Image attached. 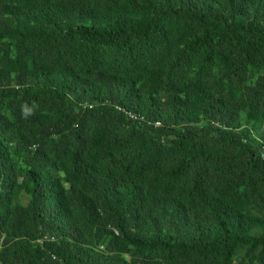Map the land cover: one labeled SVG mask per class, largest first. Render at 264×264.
I'll use <instances>...</instances> for the list:
<instances>
[{"label":"trees","instance_id":"16d2710c","mask_svg":"<svg viewBox=\"0 0 264 264\" xmlns=\"http://www.w3.org/2000/svg\"><path fill=\"white\" fill-rule=\"evenodd\" d=\"M263 144L264 0H0V264H264Z\"/></svg>","mask_w":264,"mask_h":264},{"label":"built area","instance_id":"2783aa9c","mask_svg":"<svg viewBox=\"0 0 264 264\" xmlns=\"http://www.w3.org/2000/svg\"><path fill=\"white\" fill-rule=\"evenodd\" d=\"M262 155H263V158H264V145L262 147Z\"/></svg>","mask_w":264,"mask_h":264},{"label":"rangeland","instance_id":"374dc122","mask_svg":"<svg viewBox=\"0 0 264 264\" xmlns=\"http://www.w3.org/2000/svg\"><path fill=\"white\" fill-rule=\"evenodd\" d=\"M258 76H259V75H257V77H255L254 80H256V79L258 78ZM254 80H253V81H254Z\"/></svg>","mask_w":264,"mask_h":264},{"label":"clouds","instance_id":"9594fccd","mask_svg":"<svg viewBox=\"0 0 264 264\" xmlns=\"http://www.w3.org/2000/svg\"><path fill=\"white\" fill-rule=\"evenodd\" d=\"M264 145V144H263ZM263 147V146H262Z\"/></svg>","mask_w":264,"mask_h":264}]
</instances>
